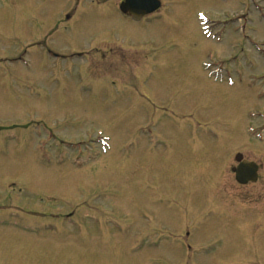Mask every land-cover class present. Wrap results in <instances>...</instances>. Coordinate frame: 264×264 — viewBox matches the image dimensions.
<instances>
[{
	"label": "rangeland",
	"instance_id": "1",
	"mask_svg": "<svg viewBox=\"0 0 264 264\" xmlns=\"http://www.w3.org/2000/svg\"><path fill=\"white\" fill-rule=\"evenodd\" d=\"M160 1L0 0V264H264V0Z\"/></svg>",
	"mask_w": 264,
	"mask_h": 264
},
{
	"label": "water",
	"instance_id": "2",
	"mask_svg": "<svg viewBox=\"0 0 264 264\" xmlns=\"http://www.w3.org/2000/svg\"><path fill=\"white\" fill-rule=\"evenodd\" d=\"M136 5V7H135ZM161 3L159 0H126L121 5V10L123 12H129L133 14L136 18H141L148 13H152L158 8H160ZM242 159V155L238 154L236 156V161H240ZM252 163H243L236 172V180L241 184H246L249 181L256 182L258 179L257 168H251L250 166H254Z\"/></svg>",
	"mask_w": 264,
	"mask_h": 264
},
{
	"label": "flooded vegetation",
	"instance_id": "3",
	"mask_svg": "<svg viewBox=\"0 0 264 264\" xmlns=\"http://www.w3.org/2000/svg\"><path fill=\"white\" fill-rule=\"evenodd\" d=\"M72 14H68L67 16H66V21L68 22V21H70V20H72ZM213 150V149H212ZM221 153H219L218 152V155L219 156H222L223 155V152L222 151H220ZM214 156V154H217L216 152L214 153V152H211L210 153V156L212 157V155ZM210 159V158H209ZM244 160H246V161H248V162H254L253 160H247V159H245V158H243ZM225 163H226V158L224 157L223 158V162L221 163V165L219 166V168H221V166L222 165H225ZM258 165H260V164H258ZM226 166V165H225ZM262 165H260V167H259V172L262 170V168H263V166L261 167ZM233 169H234V167H231V170H232V173H233ZM18 169H5L4 171H3V169H0V179L1 180H8V181H10L11 183H10V185H9V191H10V193H9V195L7 196V197H5V198H8V199H13L14 197H13V194H17V190H15V187H16V184L17 183H15V182H12V179H11V177H14V175H16V171H17ZM259 172H258V174H259ZM218 174H222V173H218ZM233 175H234V177H235V174L233 173ZM1 180H0V187H1ZM258 180H259V177H258ZM236 181V180H235ZM258 182V181H257ZM257 182H255V183H257ZM237 183V182H236ZM255 183H247L246 185H242V184H239V183H237L240 187H250V186H252L253 184H255ZM217 186H215V187H219L220 186V184H216ZM239 187V188H240ZM18 191L19 192H23L21 189H18ZM0 192H1V190H0ZM255 192H257V189L255 190ZM238 196H240L239 198H243L242 197V195H241V193L239 192L238 193ZM1 200H2V197L0 196V218H3V217H7L8 215H10V214H12V212L14 211L13 209H15L16 207L15 206H13V205H11V206H6V205H2L1 204ZM158 244V241H156V242H154L153 243V245H157ZM6 262V261H5ZM1 264H4V263H1Z\"/></svg>",
	"mask_w": 264,
	"mask_h": 264
},
{
	"label": "bare ground",
	"instance_id": "4",
	"mask_svg": "<svg viewBox=\"0 0 264 264\" xmlns=\"http://www.w3.org/2000/svg\"><path fill=\"white\" fill-rule=\"evenodd\" d=\"M160 9H161V7H160ZM160 9H159V10H160ZM159 10H157L156 12H153L151 15L157 13ZM141 22H142V21H140L139 23H141ZM139 23H135V24H139ZM246 34H247V33H246ZM249 37H250L249 35L246 36V38H249ZM234 86H235V85H234ZM242 155H243V154H242ZM243 163H245V162H242L241 164H243ZM247 163L255 164L254 166H250V167H251V168H255V166H256V168H257V175L260 176V172H259V167H260V165H258L256 162H247ZM241 164H240V165H241ZM240 165H239V166H240ZM239 166H238V167H239ZM238 167H237V169H238ZM261 167H262V166H261ZM85 169H86V167L82 168V170H85ZM258 172H259V174H258ZM152 222H153V220H152Z\"/></svg>",
	"mask_w": 264,
	"mask_h": 264
}]
</instances>
